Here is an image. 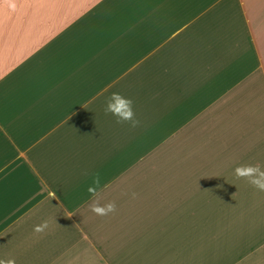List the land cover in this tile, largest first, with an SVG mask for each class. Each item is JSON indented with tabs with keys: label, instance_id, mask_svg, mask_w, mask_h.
Here are the masks:
<instances>
[{
	"label": "crops",
	"instance_id": "0c3cea01",
	"mask_svg": "<svg viewBox=\"0 0 264 264\" xmlns=\"http://www.w3.org/2000/svg\"><path fill=\"white\" fill-rule=\"evenodd\" d=\"M241 164L264 168V0H0V258L264 264Z\"/></svg>",
	"mask_w": 264,
	"mask_h": 264
},
{
	"label": "clouds",
	"instance_id": "9594fccd",
	"mask_svg": "<svg viewBox=\"0 0 264 264\" xmlns=\"http://www.w3.org/2000/svg\"><path fill=\"white\" fill-rule=\"evenodd\" d=\"M104 112L106 115L110 114L115 117L117 124H127L130 128H136L141 123L136 116L133 100L120 92H113L106 98ZM84 175L88 176L89 173L85 171ZM234 175L238 179L246 180L258 191L264 192V168L259 164H241L234 169ZM90 179L91 184L87 188L88 193L93 197L89 205L90 210L101 217L115 213L117 210L115 201H109L105 204L100 203L102 198L101 193L98 191L101 188L100 173L91 174ZM125 195H129V193H125ZM137 195L135 192L130 193L132 199L137 198ZM47 227V221H44L42 224L34 226L33 230L39 234L43 233ZM0 264H16V262L14 258H0Z\"/></svg>",
	"mask_w": 264,
	"mask_h": 264
}]
</instances>
